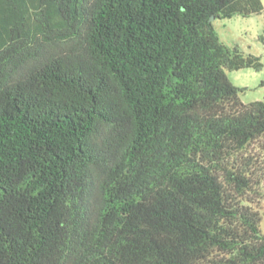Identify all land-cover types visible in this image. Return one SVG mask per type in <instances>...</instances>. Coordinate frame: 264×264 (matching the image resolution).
<instances>
[{"label": "trees", "instance_id": "1", "mask_svg": "<svg viewBox=\"0 0 264 264\" xmlns=\"http://www.w3.org/2000/svg\"><path fill=\"white\" fill-rule=\"evenodd\" d=\"M262 7L0 0V264H264V100L226 73L262 63L213 25Z\"/></svg>", "mask_w": 264, "mask_h": 264}, {"label": "rangeland", "instance_id": "2", "mask_svg": "<svg viewBox=\"0 0 264 264\" xmlns=\"http://www.w3.org/2000/svg\"><path fill=\"white\" fill-rule=\"evenodd\" d=\"M262 10L248 16L234 15L231 18L215 19L213 25L220 40L228 46H237L244 53L260 57L262 66L259 70L241 68L226 70L227 76L237 87L243 89L240 98L247 103L264 100V0ZM263 83V84H262ZM251 153L263 169V180L250 194L252 206L264 214V141L252 148ZM264 229V223L262 224Z\"/></svg>", "mask_w": 264, "mask_h": 264}]
</instances>
